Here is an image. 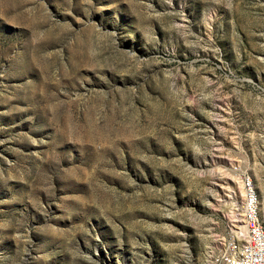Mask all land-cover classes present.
Wrapping results in <instances>:
<instances>
[{"label": "rangeland", "instance_id": "374dc122", "mask_svg": "<svg viewBox=\"0 0 264 264\" xmlns=\"http://www.w3.org/2000/svg\"><path fill=\"white\" fill-rule=\"evenodd\" d=\"M264 210V0H0V264H208Z\"/></svg>", "mask_w": 264, "mask_h": 264}, {"label": "built area", "instance_id": "2783aa9c", "mask_svg": "<svg viewBox=\"0 0 264 264\" xmlns=\"http://www.w3.org/2000/svg\"><path fill=\"white\" fill-rule=\"evenodd\" d=\"M242 183L241 215L244 231L226 232L222 246L215 251L208 264H264V210L251 177L237 169Z\"/></svg>", "mask_w": 264, "mask_h": 264}, {"label": "bare ground", "instance_id": "6f19581e", "mask_svg": "<svg viewBox=\"0 0 264 264\" xmlns=\"http://www.w3.org/2000/svg\"><path fill=\"white\" fill-rule=\"evenodd\" d=\"M239 221H241V222L239 224H237L236 227H235L236 234H240V233H242L244 231V225L242 223V219H240Z\"/></svg>", "mask_w": 264, "mask_h": 264}]
</instances>
